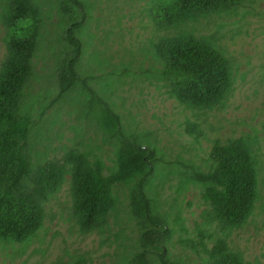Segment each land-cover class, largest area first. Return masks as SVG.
Masks as SVG:
<instances>
[{"label": "rangeland", "instance_id": "rangeland-1", "mask_svg": "<svg viewBox=\"0 0 264 264\" xmlns=\"http://www.w3.org/2000/svg\"><path fill=\"white\" fill-rule=\"evenodd\" d=\"M83 10L65 0H36L41 15L33 75L22 112L30 121L32 162L59 159L76 149L99 160L103 173L117 171L122 136L155 148L153 173L145 193L172 231L166 244L174 264H205L200 242L210 249L223 241L244 264H264V0L185 21L176 28H157L150 17L156 0H79ZM0 0V67L6 56ZM82 15L75 38L81 43L76 71L95 96L118 117L113 129L101 104L75 84L58 96L56 71L72 54L65 40L67 25ZM189 36L219 51L231 68L224 99L211 109L191 108L168 93L169 80L155 53L159 39ZM194 124L201 133L186 132ZM241 139L251 152L257 195L249 216L237 226L209 221L203 201L205 186L193 180L210 165L214 142ZM136 182L112 186L115 207L101 231L82 233L73 211L68 176L44 207L40 229L25 243L0 242V264L69 263L79 256L86 264H130L141 251L140 228L130 208Z\"/></svg>", "mask_w": 264, "mask_h": 264}, {"label": "trees", "instance_id": "trees-1", "mask_svg": "<svg viewBox=\"0 0 264 264\" xmlns=\"http://www.w3.org/2000/svg\"><path fill=\"white\" fill-rule=\"evenodd\" d=\"M3 26L6 56L0 67V242L22 244L41 227L44 207L68 176L73 193V211L82 233L101 231L115 207L112 186L136 179L130 193V208L140 228L141 251L130 264H174L169 261L166 244L172 231L154 210L145 193L153 173L155 148L144 146L135 137L122 136L117 152V171L105 176L102 163L90 160L76 149H68L59 159L32 162L28 140L30 121L22 112L24 92L33 75L38 49L41 15L36 0H3ZM243 0H156L150 17L160 29L176 28L198 16L226 12L241 6ZM83 10L79 0H65V8ZM82 15L70 22L64 40L72 54L58 65V96L81 85L101 110L111 128L119 119L101 102L78 75L76 66L81 43L75 38ZM155 53L168 76V93L181 105L211 109L225 97L231 84L229 61L216 49L181 34L159 39ZM186 132L200 137L194 124ZM210 165L193 175L205 186L202 199L210 211L209 221L230 226L242 224L251 213L257 195V174L249 146L241 139L214 142L209 153ZM206 254L205 264H244L230 253L223 241L210 249L200 242ZM77 257L69 263L86 264Z\"/></svg>", "mask_w": 264, "mask_h": 264}]
</instances>
